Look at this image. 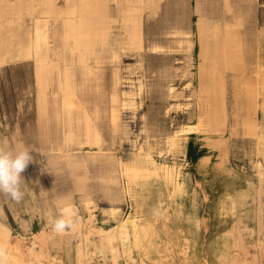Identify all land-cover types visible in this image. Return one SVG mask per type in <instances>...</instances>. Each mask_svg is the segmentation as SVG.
<instances>
[{"label": "rangeland", "instance_id": "rangeland-1", "mask_svg": "<svg viewBox=\"0 0 264 264\" xmlns=\"http://www.w3.org/2000/svg\"><path fill=\"white\" fill-rule=\"evenodd\" d=\"M74 2L82 8L84 26L94 29L86 33L109 34L111 21L106 0ZM231 3L235 11L240 9L246 14L244 28L249 50L245 60L250 67L247 75H255L257 46L259 84L263 89L254 77L234 79L233 88L227 93V131L216 134L210 145L197 147L190 142L186 148L190 161L187 164L180 152L169 147L167 139L173 131L195 121L196 103L189 95V78L182 72L186 54L177 38L167 39L166 32L173 26L204 30L213 25L212 20L197 15L199 12L217 20L220 39L225 42L224 49L218 48L219 54L222 53L220 69L226 75L232 67L231 54L236 57L240 53L236 43L231 41V36L236 34L234 23L242 22L239 13L235 17L226 11V1L151 0L140 9L144 27L142 47H126L115 62L107 58L99 64L92 80L100 85L98 123L103 130L104 144L109 147L105 152L110 157L84 156L88 176L84 192L75 184V178L81 176L84 169L72 170L63 160L50 162L51 158L44 155L47 143L38 137L33 68L30 62H20L19 58L29 47L35 29L33 16L21 20L20 15L32 12L34 7L25 2L15 14L0 16V146L17 150L16 144H22L21 149L27 146L33 157L22 173L25 196L19 207L23 211L18 214L19 207L0 195V222L10 229V243L24 255L27 247L43 251L45 257L39 258V264L51 258L55 259V264H101L104 260L91 245L84 248L78 263L79 232H85L84 226L92 224L115 225L122 217L138 211L148 229L142 246L132 251L135 264H264V0H231ZM138 31L134 33L137 39L142 34V30ZM79 34L88 39L85 34ZM116 34L114 30L113 37L116 38ZM154 44L163 45L164 49L155 51ZM89 63L95 64L93 59ZM115 67L121 75L118 91L130 90L137 103L119 109L120 128L111 134L107 121ZM76 77H82L80 72ZM91 107L89 103L88 108ZM71 150L85 154V149L78 148L77 144H73ZM139 150L183 171L186 177L180 188L165 184L160 176L150 175L148 179H139L132 186L131 195L127 194L117 159H125ZM207 153L212 158L209 163H203L201 158ZM105 174H114L116 179L100 178ZM85 193L92 201L94 214L89 221L85 220L88 212L81 206V196ZM65 200L72 203L74 227L62 235L55 234L52 228L47 229L52 241L43 243L31 232L51 226L48 220L63 214L61 205ZM45 204L50 207V216L36 213L26 224L22 218L33 215V206ZM76 217H80L82 223H76ZM21 222H25L26 227L32 223V231L24 229ZM90 238L99 245L97 234ZM6 239V234L0 232V242ZM104 250L106 255H111L109 248ZM119 260L123 262L122 258Z\"/></svg>", "mask_w": 264, "mask_h": 264}, {"label": "bare ground", "instance_id": "bare-ground-1", "mask_svg": "<svg viewBox=\"0 0 264 264\" xmlns=\"http://www.w3.org/2000/svg\"><path fill=\"white\" fill-rule=\"evenodd\" d=\"M56 1L58 0H0V16L15 14L19 6L25 2L31 3L35 8L40 2L53 4ZM221 1L227 2L226 11L232 12L235 17H237L238 13L240 14L238 18L243 24L242 41L246 53L249 50L246 43V30L244 28L246 14H243L240 9L235 11L231 0ZM197 15L204 16L214 22L204 34V49L206 53L216 38L218 21L207 17L201 12L197 13ZM66 19L65 14H61L58 17L50 18L44 16L43 24L41 25L36 21L30 45L23 55L26 58L33 57L36 53L42 55L43 61L35 62L32 70L35 86L34 107L38 137L42 142L47 143L44 155H46L45 157H49L48 159L51 158L50 162L52 163L63 160L72 170L77 168L84 169L83 174L75 178L77 189L84 192L85 180L88 177L84 166L86 157L88 158L93 155H107L110 157V154L105 152V149H109V147L104 144L103 130L98 123V119L100 118L98 104V100L101 98L100 85L98 81L93 83L92 80L97 68L100 67L99 64L105 62L107 58L115 62L119 58L120 51H123L126 47L141 48L144 39V28L142 34L140 33L139 35V39H137L128 21L119 16L112 17L108 48L91 49L87 47V40L76 30L68 26ZM171 28V30L166 32L169 35L167 39L169 37L173 39L177 38L178 45L183 48L186 54V61L182 72L185 77L189 78L191 85V93L189 95L195 99L196 107L194 108V112L196 119L194 122L173 131L169 135L167 142L169 147L174 151L180 152L183 155L184 161L189 164L190 161L187 159L188 154L186 151L188 144L192 142L197 147L200 144L210 145L216 134L227 131L229 115L224 108L220 110H213L211 108L212 95L222 90L220 73L213 64L208 70L209 82L202 89L199 90L198 88L199 69L195 59L197 57L196 52L200 37L197 31L193 26L188 30L180 29L178 26ZM114 30H117L116 38L113 37ZM152 48L155 51H162L164 46L154 44ZM254 51L256 55L253 65V68L256 69H254V78L260 89H263L259 84L260 65L258 63L260 59L259 54H257V46ZM91 59L95 63L93 66L89 63ZM248 62H246V65L250 68ZM252 62L250 61V63ZM78 72L82 75L80 79L76 77ZM120 76L118 68L115 67L111 78L112 90L109 93L110 106L107 121V130L111 134L117 133L120 128L119 109L124 105L130 104L134 106L137 103L130 90L122 93L118 91ZM139 89L140 86L138 85ZM259 93H261V90ZM89 103L92 104L91 108H88ZM188 115L191 117L190 112ZM182 138H184V142ZM73 144H77V147L80 149H85V154L82 156V153L73 152L71 150ZM210 151L207 150V152ZM210 153L202 156L201 160L203 163H209L212 158ZM117 161L119 173L125 178V191L129 195H131L132 186L139 179H148L150 175L160 176L165 184L170 183L176 188H180V183H183L186 177V174L179 168L158 162L151 157L149 152L144 153L141 150L127 156L125 159H117ZM100 178L111 181L115 180L116 176L114 174H105ZM91 202L87 193L81 196V206L88 212V216L85 218L88 221L94 217ZM71 204V202L65 200L61 205L62 212L64 213L66 210H71L72 212ZM35 212H41L50 216V207L48 204H45L43 207L36 206ZM110 212H112V209ZM76 218V223H82L80 217ZM54 220V218H50L48 223L51 226L41 228L37 232L32 231V227L29 226L23 228L31 230V233L37 239L45 243L48 240L52 241V238L49 237L50 232H47V229L52 228L51 222ZM84 227L85 232H79L78 263H80L81 256L84 255V248H88L91 245L95 249H98L99 257L104 260L103 262L101 261V264H135L132 251L134 248L142 246V238L148 229L147 224L139 218L138 211H135L132 215L122 217L115 225L103 227L100 225L93 226L92 224L89 227ZM77 229L79 228L77 227ZM0 232L7 236L6 241L0 242V246L7 251V264H39V258L45 257L43 251L36 252L32 246L27 247L26 258L15 244L10 243L12 241H9L10 229L2 222H0ZM94 234H97L100 238L99 245H95L94 241L90 238ZM53 242L55 243V241ZM106 247L109 248L111 255L105 254L104 249ZM119 258H122L123 262ZM54 260L53 258L48 259L45 264H55Z\"/></svg>", "mask_w": 264, "mask_h": 264}, {"label": "crops", "instance_id": "crops-1", "mask_svg": "<svg viewBox=\"0 0 264 264\" xmlns=\"http://www.w3.org/2000/svg\"><path fill=\"white\" fill-rule=\"evenodd\" d=\"M106 6L109 9V15H110V21L112 17H121L122 19L126 20L129 22L131 25L132 31L135 33L139 32L138 30L143 31V22L141 23V12L140 9L144 8V6L148 5V3L151 0L147 1H141V0H106ZM78 4V3H77ZM80 11V12H79ZM80 13V14H79ZM143 13V11H142ZM61 14H65V17L67 18V23L68 26L74 30H76L79 33L85 34L87 39V47L91 49H106L108 48L109 41H110V36L109 34L106 33H98V34H92V33H86L89 31H94V29H88L84 24V19L81 17L82 14V8L78 7V5H75L74 0H58L55 3H46V2H40L30 13H24L20 15V19L22 20L23 18L28 19L30 16H33L34 19L32 20L33 27H35L36 21L39 23V25L43 24V17L45 16L46 18L50 17H58ZM13 19L17 18L19 19V16H12ZM126 22V24H128ZM245 24V23H244ZM234 25L236 27L233 28V30L236 31L235 36H231L232 43H236L238 48L240 49V53L235 57L234 54L230 56L232 60V67L230 72L226 75H224L220 69V59L222 53L219 54L218 48L224 49V40L220 39L219 36V30L217 29L216 32V38L214 40L213 45L209 48L208 52L205 53V32L208 29L200 30L198 28H195L199 35V45L197 48V57L195 59L196 63L198 64V69H199V78H198V88L199 90L202 89L208 82H209V74L208 70L210 66L213 64L216 68V70L219 71L220 73V83L222 85V90L215 94L212 95L211 97V108L213 110L217 109H222L226 112L229 110L228 106V89L230 90L233 88L234 84V79L238 78H243V79H250L251 77L254 76H249L247 75V65H246V60H245V46L242 41V29H243V24L240 23L239 21L235 22ZM139 26V27H138ZM220 27V24L218 28ZM140 28V29H139ZM111 29V22H110V28ZM34 30V29H33ZM139 34V33H138ZM31 41V39H30ZM226 41V40H225ZM30 45V42H29ZM221 51V50H220ZM218 52V53H216ZM9 58V57H7ZM20 62H30L32 67L35 62H42V55L40 53H36L35 56L26 58L24 55H19ZM18 58V59H19ZM2 60V58H0ZM5 61V60H4ZM231 76V77H230ZM233 80V81H232ZM17 145V150L21 149L22 144H16ZM85 169H86V163H84ZM87 170V169H86ZM13 203L19 207V203H16L13 201ZM35 208L33 206L32 214H28L27 218H22L26 221V224L29 223L30 220H32L33 216L36 214ZM1 210V209H0ZM17 213L19 214L20 211H23L20 207L18 210H16ZM26 211L28 213V208H26ZM23 227H26L25 222H21ZM29 227H32V223L30 224Z\"/></svg>", "mask_w": 264, "mask_h": 264}, {"label": "clouds", "instance_id": "clouds-1", "mask_svg": "<svg viewBox=\"0 0 264 264\" xmlns=\"http://www.w3.org/2000/svg\"><path fill=\"white\" fill-rule=\"evenodd\" d=\"M27 146L20 150H9L0 146V195L11 201L20 203L25 196L22 190L24 179L22 173L26 170L33 157ZM74 215L66 210L52 224V231L62 235L74 227ZM7 251L0 246V264H7Z\"/></svg>", "mask_w": 264, "mask_h": 264}]
</instances>
